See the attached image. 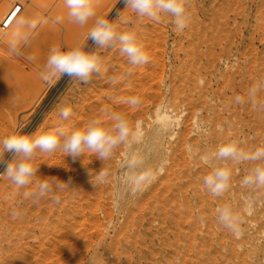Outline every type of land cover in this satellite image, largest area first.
<instances>
[{
    "label": "rangeland",
    "instance_id": "1",
    "mask_svg": "<svg viewBox=\"0 0 264 264\" xmlns=\"http://www.w3.org/2000/svg\"><path fill=\"white\" fill-rule=\"evenodd\" d=\"M101 1L94 0L97 16L119 25V31L139 32L137 36L142 38L150 55L149 63L132 68L124 56L117 57L121 55L118 47L95 48L87 39L95 18L84 27L71 23L64 0H21V10L11 28L4 31L2 21L21 2L0 0V138L20 129L22 134L48 131L60 123L69 129L83 128L91 119L101 117L110 126L111 112L124 115L128 121L132 118L134 130L139 122L137 134L105 161L86 155L83 163L73 162L61 151L53 153L58 154L56 158L53 154L37 156L35 163L41 164L38 173L41 177L51 175L68 180L75 176L71 178L74 188L66 190L67 194L56 193L63 198L60 204L52 202V195L33 204L24 198V189H17L8 179L0 177V187L7 185L9 193L2 201L3 206L13 203L21 213L14 217L11 245L0 243V264H88L89 257L95 258V264H264V206H257L251 216L244 217L239 238L215 218L216 207L226 202L242 209L251 190L241 186V179L251 165L229 162L233 169L231 187L217 198L203 188V177L211 168L188 151L191 146L203 155L231 139L244 141L242 146L249 149L264 145V110L234 102L237 95L247 99L248 89L264 80V0H188L186 7L191 20L182 32L174 29L170 17L151 23L124 11L120 0ZM20 17L42 18L47 23L38 26L27 45L13 53L9 40ZM76 43H87V50L98 52L105 68L103 75L93 76L88 84L69 81L66 76L51 84L45 82L40 73L50 48L57 44L68 50ZM114 49L118 50L117 55L113 54ZM29 56L34 59L28 60ZM133 96L139 99L137 106L124 102ZM102 98L106 103H102ZM257 98L264 100V92L258 93ZM63 104L73 110L66 121H60L57 115ZM164 111L172 115L173 123L168 130H162L157 121L158 114ZM198 124L202 125L200 131ZM10 158L11 154L5 155V159ZM49 161L54 165L51 168ZM102 168L107 176L97 183L95 176ZM146 172L153 173L154 179L142 181ZM91 175L96 187L91 183ZM28 187L30 190L33 186ZM261 196L264 198V190Z\"/></svg>",
    "mask_w": 264,
    "mask_h": 264
},
{
    "label": "clouds",
    "instance_id": "2",
    "mask_svg": "<svg viewBox=\"0 0 264 264\" xmlns=\"http://www.w3.org/2000/svg\"><path fill=\"white\" fill-rule=\"evenodd\" d=\"M124 11L134 14L143 20L160 22L163 17H170L177 31H184L189 25L191 16L187 11L188 0H120ZM69 21L80 27H84L94 19L88 30V41L97 49L118 47L122 56L132 68L146 65L150 61V55L143 43L139 40L135 31H119L118 26L104 17L97 16L94 0H64ZM120 16V12H117ZM47 23L45 19H27L20 17L15 21L14 30L9 40V50L16 53L22 45H27L38 26ZM33 60L34 57H27ZM103 61L96 51L87 50V43L80 44L68 50H63L61 45L52 46L49 50L41 78L47 83H53L56 78L68 77L69 81L88 84L93 76L103 74ZM115 79V78H113ZM264 92V80L257 81L248 89L247 99L237 95L234 98L236 104L249 103L257 110H264V100H258L257 94ZM125 103L137 106L139 99L135 96L127 98ZM106 111V110H103ZM60 121H66L73 115V110L68 104L61 105L57 110ZM110 126L106 125L103 118L91 120L86 126L78 129H69L63 123L44 132L22 134V129L0 138V166L3 171L0 177H5L17 189H24L23 196L33 203L53 195L52 202L60 204L61 198L56 193L64 192L72 187V180H60L55 176L41 177L38 175L40 164L35 160L41 154H53L57 151L70 157L73 162L82 160L86 155H93L96 159L105 161L112 157L113 152L122 144L129 142L139 130V122L136 129L128 119L116 112L109 113ZM202 125H197V131ZM242 140L231 139L220 144L214 151L200 155L199 149L193 150L189 146L188 151L192 155H198L199 159L211 168V171L203 177V188L213 197H222L231 187L233 169L229 166L247 162L251 165L241 179V186L250 189V194L245 198L242 209L237 210L231 203H224L215 209L217 222L228 229L237 238L242 235V225L245 216H251L257 206H264V198L261 190H264V145L251 149L242 146ZM6 154H11L10 159H5ZM54 166V165H49ZM163 171V168L160 169ZM107 173L103 168L97 172L95 181L103 182ZM154 179V174L146 172L142 181ZM91 183L93 177L91 175ZM33 185L31 190L28 186ZM18 208L11 210L12 216H19ZM201 217V223H203ZM88 264H95V258L89 257Z\"/></svg>",
    "mask_w": 264,
    "mask_h": 264
},
{
    "label": "bare ground",
    "instance_id": "3",
    "mask_svg": "<svg viewBox=\"0 0 264 264\" xmlns=\"http://www.w3.org/2000/svg\"><path fill=\"white\" fill-rule=\"evenodd\" d=\"M4 1H6V0H4ZM101 1V0H100ZM20 2H21V0H20ZM35 2V1H34ZM99 2V1H98ZM102 2V1H101ZM23 2H21V4H22ZM36 4H37V2H35ZM39 3V2H38ZM42 3V2H41ZM99 4V3H98ZM30 5V4H29ZM32 5H33V3H32ZM95 5H96V3H95ZM15 6V5H14ZM37 6V5H36ZM16 7V6H15ZM14 7V8H15ZM42 7V6H41ZM13 8V9H14ZM35 8V7H34ZM13 9H11V10H13ZM33 9V8H32ZM34 10V9H33ZM45 10V9H44ZM99 10V9H98ZM35 11V10H34ZM3 12V11H2ZM22 12V11H21ZM31 12V11H30ZM15 13V12H14ZM33 13V12H32ZM129 15V14H128ZM132 15V14H131ZM128 17V16H127ZM135 17V16H134ZM131 18H132V16H131ZM123 20V19H122ZM127 21H129V20H127ZM127 21H126V23H127ZM131 21H134V19L133 20H131ZM137 21V20H136ZM140 21V20H139ZM90 22H91V20H90ZM151 22V21H150ZM89 23V22H88ZM123 23V22H122ZM125 23V24H126ZM139 23H141V22H139ZM152 23V22H151ZM155 23V22H154ZM124 24V23H123ZM129 24V23H128ZM135 24H137V23H135ZM142 24H144V23H142ZM146 24H148V23H146ZM150 24V23H149ZM130 25V24H129ZM129 25L127 26V27H129ZM119 26V25H118ZM126 26V25H125ZM124 26V27H125ZM132 26V25H131ZM135 26V25H134ZM133 26V27H134ZM149 26V25H148ZM73 27V26H72ZM136 27H137V25H136ZM139 28H140V26H138ZM76 28V27H75ZM119 28H121V27H119ZM126 28V27H125ZM149 28V27H148ZM148 28H146V29H148ZM128 29V28H127ZM132 29V28H131ZM138 29V28H137ZM143 29V28H142ZM119 30H121V29H119ZM126 30V29H125ZM124 30V31H125ZM133 30V29H132ZM129 31H130V29H129ZM136 31V30H135ZM138 31H140V30H138ZM137 31V32H138ZM148 31V30H147ZM139 33V32H138ZM137 33V34H138ZM147 33V32H146ZM149 34H151V33H149ZM143 35V34H142ZM148 35V34H147ZM139 36V35H138ZM85 37V36H84ZM147 37H149V36H147ZM150 37H152V36H150ZM79 38V37H78ZM139 40L142 42L143 40H142V38H139ZM61 41V40H60ZM144 42V41H143ZM142 42V43H143ZM80 43V42H79ZM73 44V43H72ZM145 44V43H144ZM148 44V43H147ZM57 45V44H56ZM76 45H78L77 43H76ZM75 47V46H74ZM147 48V47H146ZM115 50L116 49H114V53L113 54H116V52H115ZM107 51H109V53L108 54H110V51H111V49L110 50H107ZM117 52H118V50H116ZM105 55V54H104ZM117 55V54H116ZM108 56H110V55H108ZM121 56V57H120ZM110 57H115V56H110ZM117 57H120V58H124V57H122V55H119V56H117ZM104 58H107V56H104ZM126 58V57H125ZM110 59V58H109ZM108 58H107V60H109ZM112 59V58H111ZM119 59V58H118ZM104 60V59H103ZM116 60V59H115ZM114 60V61H115ZM113 61V60H112ZM116 61H118L117 63H118V65L120 64L119 63V60H116ZM115 61V62H116ZM125 61H127V60H125ZM115 62H113V63H115ZM105 63H106V61H105ZM110 63V62H109ZM122 63H124V62H122ZM107 65H108V63H107ZM121 65V64H120ZM106 66V65H105ZM122 66H124V65H122ZM128 66H130V65H128ZM120 67V66H119ZM109 68H111L110 66H109ZM113 68V67H112ZM121 68H123V67H121ZM130 68V67H129ZM105 69V68H104ZM103 69V70H104ZM106 69H107V66H106ZM114 70H117L116 68H113ZM124 69V68H123ZM127 69V68H126ZM127 70H129V69H127ZM111 71H113V70H111ZM118 71H119V69H118ZM120 71L122 72V70L120 69ZM105 71H103V73H104ZM108 72V71H107ZM106 72V73H107ZM114 73L115 72H117V71H113ZM130 72V71H129ZM110 73H112V72H110ZM114 73H112L113 75H115ZM117 73H119V72H117ZM126 74H128V73H126ZM103 75V74H102ZM120 77H121V79L123 78L122 77V75H123V73L121 74L120 73ZM129 75V74H128ZM130 75H132V74H130ZM119 76V74L118 75H116V77H113L112 76V78H117ZM124 76H127V75H124ZM101 77V76H100ZM99 77V78H100ZM119 77V78H120ZM97 78V77H96ZM104 78V76L102 77V79ZM125 78V77H124ZM127 78H130L129 76L127 77ZM105 79H106V77H105ZM108 79V78H107ZM113 80V79H112ZM123 80V79H122ZM103 81V80H102ZM114 82H115V80H113ZM117 81V80H116ZM121 81V80H120ZM108 82H109V80H108ZM124 82H125V80H124ZM123 81H122V84L124 83ZM98 83H100V82H98ZM112 83V82H111ZM116 83V85H118L117 84V82H115ZM101 84V83H100ZM122 84H121V86H122ZM108 85H110V83H108ZM112 85V84H111ZM124 85V84H123ZM98 87V86H97ZM110 87H112V86H110ZM116 87V86H115ZM115 87H114V89H115ZM95 88V87H94ZM107 88V87H106ZM105 88V89H106ZM108 88H109V86H108ZM93 89V88H92ZM102 88L100 87V91H102L101 90ZM111 89V88H110ZM91 90V89H90ZM99 89H97V91H98ZM93 91H95L96 92V90H94L93 89ZM108 91H109V89H108ZM116 91V90H115ZM93 93V92H90V93H92V94H97V93ZM110 92V91H109ZM85 93V92H84ZM89 93V92H88ZM112 93V92H111ZM91 94V95H92ZM108 94V93H107ZM152 95L153 94H151V97H152ZM155 95V94H154ZM89 96V95H88ZM94 96H96V95H93V97ZM90 97V96H89ZM97 97H98V95H97ZM150 97V98H151ZM156 97V96H155ZM154 97V98H155ZM88 98V97H87ZM154 98H152V99H154ZM98 99V98H97ZM97 99H94V100H97ZM151 99V100H152ZM88 100V99H87ZM89 100H91V98L89 99ZM148 100H149V98H148ZM150 100V101H151ZM97 101H99V100H97ZM100 101H101V99H100ZM102 101H103V98H102ZM153 101V100H152ZM151 101V102H152ZM160 101V100H159ZM88 102V101H87ZM105 101H103L102 103H104ZM157 102V101H156ZM100 103V102H99ZM98 103V104H99ZM102 103H100V104H102ZM106 103V102H105ZM153 103V102H152ZM98 104H96L95 103V105H98ZM155 104V103H154ZM80 105V104H79ZM85 105V104H84ZM93 106H94V104H93ZM82 107V106H81ZM98 107H99V105H98ZM146 107V106H145ZM90 108V107H89ZM100 108V107H99ZM84 109V108H83ZM90 110V109H89ZM100 110V109H99ZM78 111H79V109H78ZM86 111V110H85ZM88 111V110H87ZM93 111V110H92ZM141 111V110H140ZM143 111H145V110H143ZM91 112V111H90ZM94 112H95V110H94ZM153 112V111H152ZM88 113V112H87ZM92 113V112H91ZM90 113V114H91ZM139 115L138 116H140V113L139 112H137ZM84 114V113H83ZM92 114H95V113H92ZM135 114V113H134ZM133 114V115H134ZM81 115V114H80ZM97 115V114H96ZM96 115H92V116H96ZM85 116V115H84ZM83 116V117H84ZM91 116V115H90ZM101 116V115H100ZM135 116V115H134ZM141 116H142V114H141ZM98 117V116H97ZM130 117V116H129ZM87 118V117H86ZM91 118V117H90ZM135 119L137 118V117H134ZM132 119V118H131ZM131 119L129 120V122L131 121ZM143 119V118H142ZM73 120V119H72ZM74 120H78V119H74ZM89 120V119H88ZM92 120V119H91ZM81 121V120H80ZM83 121V120H82ZM90 121V120H89ZM157 121H158V123H159V127L162 129V130H168L170 127H171V125H172V123H173V121H172V115H171V113L169 112V111H164V112H162V113H159L158 114V116H157ZM72 122V121H71ZM131 122H133V120L131 121ZM130 122V123H131ZM59 123V122H58ZM78 123V122H77ZM76 123V124H77ZM79 123H81V122H79ZM83 123V122H82ZM133 124V123H132ZM71 125V124H70ZM78 125V124H77ZM85 125V124H84ZM134 125V124H133ZM132 125V126H133ZM58 126V125H57ZM67 126V125H66ZM73 125H71V127H72ZM81 126V125H80ZM78 128V127H77ZM82 128V127H81ZM73 129V128H72ZM57 154V153H56ZM56 154H55V156H56ZM47 156H48V154H47ZM53 156H54V154H53ZM54 156V157H55ZM57 156H58V154H57ZM56 156V157H57ZM50 157V156H49ZM55 157V158H56ZM59 157V156H58ZM53 158V157H52ZM51 159V158H50ZM59 159V158H58ZM92 159V158H91ZM90 159V160H91ZM84 160V159H83ZM86 160V159H85ZM93 160H94V158H93ZM97 160V159H96ZM52 161V160H51ZM88 161H89V159H88ZM46 162V161H45ZM65 162V161H64ZM97 162V161H96ZM53 163V162H52ZM80 163V162H79ZM44 164V163H43ZM48 164H50V161H49V163ZM65 164V163H64ZM85 164H87V163H85ZM97 164V163H96ZM41 165V164H40ZM50 165H52V164H50ZM57 165H59V164H57ZM77 165V164H76ZM89 165V164H88ZM49 166V165H48ZM40 167V166H39ZM52 166H50V168H51ZM57 168H55V170H56ZM62 169H63V167H62ZM66 170V169H65ZM68 170V169H67ZM60 171V170H59ZM61 171H63V170H61ZM79 171V170H78ZM78 171H77V173H78ZM88 171V170H87ZM39 172H41V171H39ZM49 172H51V170L49 171ZM79 172H82L81 171V169H80V171ZM86 172V171H85ZM48 173V172H47ZM59 173V172H58ZM61 173V172H60ZM77 173H74V175L75 174H77ZM89 173V172H88ZM61 174H63V173H61ZM66 174V173H65ZM68 174V173H67ZM79 174V173H78ZM81 174V173H80ZM90 174V173H89ZM88 174V175H89ZM49 175H50V173H49ZM53 175V174H52ZM59 175V174H58ZM51 176V175H50ZM77 177H78V175H76ZM68 177H70V176H68ZM68 177H67V179H68ZM75 177V176H74ZM74 177H72V175H71V178H74ZM76 177V178H77ZM89 177V176H88ZM61 178V177H60ZM59 178V179H60ZM79 178H80V176H79ZM78 179V178H77ZM60 180H64V178L63 179H60ZM73 181V180H72ZM85 181V180H84ZM76 183V182H75ZM78 183H82L80 180L78 181ZM77 183V184H78ZM86 183V182H85ZM87 185V184H86ZM33 186V185H32ZM76 186H78V185H76ZM79 187H81L80 185H79ZM102 187V186H101ZM29 188V187H28ZM83 188V187H82ZM76 189V188H75ZM31 190V189H30ZM83 190H85L84 188H83ZM82 190V191H83ZM86 190H89V187L88 188H86ZM94 190V189H93ZM92 190V191H93ZM96 190V189H95ZM94 190V191H95ZM68 191V190H67ZM90 191H91V189H90ZM64 192H66V191H64ZM70 192H71V189H70ZM72 192H73V190H72ZM84 192V191H83ZM86 192L87 191H85V194H86ZM97 191H95V193H96ZM100 192V191H99ZM62 193V192H61ZM74 193H76V192H74ZM88 193V192H87ZM8 195L9 193H8V187H7V185H4V186H2V187H0V243H2L3 244V242H6V244L8 245V247L11 245V242H12V236H13V232H14V229H15V220H14V216H12L11 215V210L14 208L13 207V203H11L10 205H8L7 207H5V206H3V204H2V201L4 200V198H5V195ZM66 194H67V192H66ZM78 193H76V195H77ZM84 194V193H83ZM60 195V194H59ZM69 195H71V193H69L68 194V196ZM88 195V194H87ZM91 195V194H90ZM89 195V196H90ZM53 196V195H52ZM84 196V195H83ZM93 196H95V195H93ZM7 197V196H6ZM64 197V196H63ZM65 197H67L66 195H65ZM76 197H78V196H76ZM68 198H70V196L68 197ZM67 198V199H68ZM74 198V197H73ZM18 199V198H17ZM20 199V198H19ZM61 199H63V198H61ZM80 199H81V197H80ZM91 199H93V197H91ZM81 200H84V199H81ZM88 200V199H87ZM77 201H79V198L77 199ZM85 201H86V199H85ZM89 201H91V200H88V202ZM65 202V201H64ZM76 202V201H75ZM18 203V202H17ZM23 203V202H22ZM27 203V202H26ZM47 203H48V201H47ZM61 203V202H60ZM68 203V202H67ZM66 203V204H67ZM80 203H81V201H80ZM82 203H84V202H82ZM34 204V203H33ZM44 204V203H43ZM65 204V205H66ZM74 204V203H73ZM76 204H77V202H76ZM76 204H75V207H77L76 206ZM79 204V203H78ZM87 204H89V203H87ZM27 205H28V203H27ZM52 205V204H51ZM92 205V204H91ZM66 206H68V204L66 205ZM74 206V205H73ZM79 206V205H78ZM82 206V205H81ZM17 207H20V206H18L17 205ZM39 207V206H38ZM43 207V206H42ZM58 207H60V206H58ZM62 207V206H61ZM69 207H70V205H69ZM74 207V208H75ZM91 207V206H90ZM26 208V207H25ZM83 208V207H82ZM50 209V208H49ZM57 209V208H56ZM59 209V208H58ZM68 209V208H67ZM66 209V211H68ZM71 209V208H70ZM88 209V208H87ZM91 209H92V207H91ZM27 210V209H26ZM54 210V209H53ZM60 210V209H59ZM64 210H65V208H64ZM73 210V209H72ZM72 210H70V211H72ZM79 210V209H78ZM21 211H22V209H21ZM74 211V210H73ZM80 211H81V209H80ZM27 212V211H26ZM63 212V211H62ZM44 213V212H43ZM56 213H57V211H56ZM65 213V212H64ZM76 213V212H75ZM24 214H27V213H24ZM79 214L81 215V213L79 212ZM22 215H23V213H22ZM45 215V214H44ZM62 215V214H61ZM67 215H68V213H67ZM76 215V214H75ZM83 215V214H82ZM92 216H94L93 214H91ZM25 216H27V215H25ZM47 216V215H46ZM21 217H23V216H21ZM52 217V216H51ZM62 217V216H61ZM63 217H64V214H63ZM78 217H79V215H78ZM15 218H17V216L15 217ZM24 218V217H23ZM69 218V217H68ZM67 218V219H68ZM84 218V217H83ZM82 218V219H83ZM89 218H91L90 216H89ZM2 219H3V222H2ZM29 219V218H28ZM53 219H55L54 217H53ZM66 219V218H65ZM70 219V218H69ZM81 219V218H80ZM93 219V218H92ZM92 219H91V222H92ZM44 220V219H43ZM47 220V219H46ZM59 220H61V219H59ZM59 220H57V221H59ZM71 220V219H70ZM85 220H86V218H85ZM87 220H88V218H87ZM52 221V220H51ZM81 221V220H80ZM19 222H21V221H19ZM50 222V221H49ZM63 222V221H62ZM68 222V221H67ZM71 222V221H70ZM82 222H83V220H82ZM88 222V221H87ZM39 223V222H38ZM43 223H45V221L43 222ZM69 223V222H68ZM73 223H75L74 221H73ZM79 223V222H78ZM19 224V223H18ZM21 224V223H20ZM37 224V223H36ZM46 224V223H45ZM86 224H88V223H86ZM90 224V223H89ZM53 225V224H52ZM63 225H64V223H63ZM27 226V225H26ZM47 226V225H46ZM62 226V225H61ZM21 227V226H20ZM43 227V226H42ZM45 227V226H44ZM65 227V226H64ZM63 227V228H64ZM68 227V226H67ZM72 228H73V225L71 226ZM88 227V226H87ZM19 228V227H18ZM21 228H23V227H21ZM35 228H36V226H35ZM40 228V227H39ZM51 228V227H50ZM52 229V228H51ZM50 229V231L51 232H55L54 230L52 231ZM62 229V228H61ZM69 229V228H68ZM75 229V228H74ZM88 229H90V228H88ZM28 230V229H27ZM44 230V229H43ZM47 230V229H46ZM48 230H49V228H48ZM65 230V229H64ZM70 230H71V228H70ZM82 230V229H81ZM41 231V230H40ZM63 231V230H62ZM16 232V231H15ZM21 232V231H20ZM64 232V231H63ZM70 232H72V230L70 231ZM70 232H69V234H70ZM76 232V231H75ZM74 232V233H75ZM19 233V232H18ZM52 233V234H53ZM57 233V232H56ZM76 233H78V232H76ZM79 233H80V231H79ZM90 233V232H89ZM22 234H23V232H22ZM41 234V233H40ZM67 234V233H66ZM30 235V234H29ZM42 235V234H41ZM41 235H40V237H41ZM50 235V234H49ZM64 235V234H63ZM73 235V234H72ZM90 235V234H89ZM19 235H17V237H18ZM45 236V235H44ZM47 236V235H46ZM57 236V235H56ZM60 236V235H59ZM71 236V235H70ZM20 237H21V233H20ZM51 237H53V236H51ZM37 238V237H36ZM43 238H45V237H43ZM21 239V238H20ZM42 239V238H41ZM53 239V238H52ZM58 239H60V237L58 238ZM73 239V238H72ZM19 240V239H18ZM25 240V239H24ZM46 240V239H45ZM67 240V239H66ZM39 241H40V239H39ZM38 241V242H39ZM65 241V240H64ZM30 242V241H29ZM56 242V241H55ZM63 242V241H62ZM43 242H41V243H38V244H42ZM53 243V242H52ZM74 243V242H73ZM56 244V243H55ZM44 245V244H43ZM50 245H52V244H50ZM70 245V244H69ZM30 246V245H29ZM45 246V245H44ZM56 246V245H55ZM62 246V245H61ZM68 246V245H67ZM71 246V245H70ZM40 247H42V246H40ZM75 247V246H74ZM48 248V247H47ZM67 248V247H66ZM72 248H73V245H72ZM28 249V248H27ZM32 249V248H31ZM51 249V248H50ZM62 250H63V248H62ZM43 251V250H42ZM49 251V250H48ZM26 252V251H25ZM41 252V251H40ZM27 253V252H26ZM55 256V255H54ZM18 258V257H17ZM20 259V258H19ZM15 261H16V259H15ZM14 261V262H15ZM18 262V261H17ZM16 262V263H17ZM21 262V261H20ZM24 262V261H23ZM26 262V261H25ZM56 264V263H55Z\"/></svg>",
    "mask_w": 264,
    "mask_h": 264
},
{
    "label": "built area",
    "instance_id": "4",
    "mask_svg": "<svg viewBox=\"0 0 264 264\" xmlns=\"http://www.w3.org/2000/svg\"><path fill=\"white\" fill-rule=\"evenodd\" d=\"M22 6H23L22 4L17 3L15 10H14L15 13H11L9 17H7L6 19H4V21H2L1 23L2 30L7 31L11 28L13 20L15 19V16L21 10ZM0 132H1V124H0Z\"/></svg>",
    "mask_w": 264,
    "mask_h": 264
}]
</instances>
